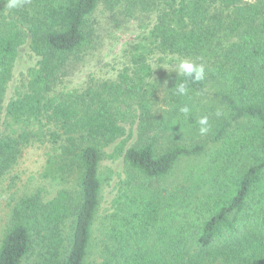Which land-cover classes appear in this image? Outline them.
<instances>
[{
  "label": "trees",
  "instance_id": "trees-1",
  "mask_svg": "<svg viewBox=\"0 0 264 264\" xmlns=\"http://www.w3.org/2000/svg\"><path fill=\"white\" fill-rule=\"evenodd\" d=\"M6 3L0 0V104L19 48L29 44L39 59L24 91L7 108L11 134L0 136V179L21 147L39 142L57 154L48 160L45 176L77 177L79 195L61 190L45 203L38 191L20 200L0 246V264H22L31 253L39 264H86L101 204L103 151L116 143L128 176L115 211L106 217L100 264H264V0H26L11 10ZM101 3L128 13H157L156 24L133 47L131 62L137 86L142 76L145 82L151 75L148 57L170 60L172 102L159 118L156 92L143 83L134 91L128 76L125 89L113 83L51 96L90 45L92 18ZM180 60L203 64L204 79L178 77L174 66ZM210 80L222 84L215 98L230 118L214 141L239 125L212 162L206 195L196 199L197 182L162 184L182 158L200 154L205 146L175 145L159 153L157 145L161 133L189 120L190 112L180 109H190V98L205 94ZM179 83L188 85L187 96L173 94ZM133 110L138 138L127 147V140L118 141L126 134L125 114ZM248 153L252 157L244 168ZM68 223L72 236L64 249ZM151 237L155 249L147 246Z\"/></svg>",
  "mask_w": 264,
  "mask_h": 264
},
{
  "label": "rangeland",
  "instance_id": "rangeland-1",
  "mask_svg": "<svg viewBox=\"0 0 264 264\" xmlns=\"http://www.w3.org/2000/svg\"><path fill=\"white\" fill-rule=\"evenodd\" d=\"M246 2L254 3L255 0H246ZM106 5L101 3L92 18L95 32L90 45L68 66L66 75L51 96L65 97L68 94L73 95L75 92L80 94L100 87L107 88L113 83L120 84L125 89L124 76H128L130 79H127L126 83L128 82V86L134 88V91H137L138 87L141 88L143 83L146 86L144 88L150 86L153 88V92H156L153 107L155 117L159 118L170 109L172 102V94L169 92L170 80L167 78L168 71L172 69L170 60L159 55L148 57V64L152 67L151 75L145 76V82L142 76L141 81L136 82L137 86L133 80L135 79L133 77L135 67L131 62L133 47L142 41L143 35L147 34L156 24L157 13L147 10L143 12L131 10L128 13L123 7L118 6L115 9H109ZM235 41L237 39H231L230 43ZM38 59L30 50L29 44L19 48L0 104V136L11 134L8 120L5 117L7 108L24 91L27 82L30 80L29 71L36 65ZM216 59L219 57L216 56ZM220 91H222L221 83L208 81L206 93L195 95L189 100V120L160 134L157 145L159 153L175 145L205 146L200 154L182 158L174 168L172 175L162 184L163 187H182L190 184V182H197L201 190L195 195V198L202 199L206 195L209 186L206 182L212 162L221 150L224 140L239 125L230 126L222 140L214 141V137L230 122L228 111L220 104L219 99L215 98V93ZM152 98L153 96L151 101ZM57 99L59 100V98ZM128 101L131 102L133 108L136 106L131 98ZM123 111H126V108ZM217 111L221 113L220 116L216 115ZM136 115L134 110L130 115L125 114L124 122L126 123L123 126L126 128V134L118 143L127 140V147L136 145L139 122L136 120ZM204 116L209 118L210 131L207 135L201 136L197 121ZM133 121L135 124H132ZM240 125H245V122L240 123ZM131 133L132 137L129 138ZM116 144L105 148L103 151V160L100 166L101 204L95 220L86 264H100L102 262L106 217L115 211V201L119 199L124 187L123 183L128 176L123 155L116 152ZM56 155L48 144L29 143L21 147L16 162L0 179V246L10 227L12 211L23 198L40 191L43 201L47 203L54 199L61 190H68L78 197L77 177L67 175L61 180L45 176L48 160L57 157ZM251 157V153L243 157L244 168L250 164ZM64 236V249H67L72 236L70 223L64 227ZM147 246L151 249L156 248V242L152 237ZM22 264H39L38 255L29 254L23 259Z\"/></svg>",
  "mask_w": 264,
  "mask_h": 264
},
{
  "label": "clouds",
  "instance_id": "clouds-1",
  "mask_svg": "<svg viewBox=\"0 0 264 264\" xmlns=\"http://www.w3.org/2000/svg\"><path fill=\"white\" fill-rule=\"evenodd\" d=\"M26 0H7L6 8L11 9H17L19 7H22ZM174 72L178 74V77L183 75L189 78L192 82H200L205 77V68L203 64H195L193 62H190L188 60H180L178 64L174 66ZM173 94L176 96H187L189 94V88L186 83H179L176 85V87L173 89ZM182 113L187 115L190 112V109L185 106L180 109ZM217 116H220L221 113L217 111ZM199 125V134L201 136L207 135L210 131L209 127V118L207 116H204L200 118L197 121Z\"/></svg>",
  "mask_w": 264,
  "mask_h": 264
}]
</instances>
